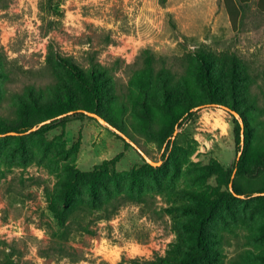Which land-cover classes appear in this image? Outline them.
<instances>
[{
	"label": "rangeland",
	"instance_id": "1",
	"mask_svg": "<svg viewBox=\"0 0 264 264\" xmlns=\"http://www.w3.org/2000/svg\"><path fill=\"white\" fill-rule=\"evenodd\" d=\"M56 1L50 14L42 0H0V130L36 125L0 132V264H178L187 253L201 255L188 264H264L256 0L234 26L222 0ZM197 53L207 56L215 103L193 76ZM76 73L105 97L92 102ZM173 83L170 113L163 91ZM187 101L194 114L170 133ZM223 106L247 125L241 151ZM77 112L85 116L59 120ZM239 153L243 171L230 175ZM231 179L254 197L230 198Z\"/></svg>",
	"mask_w": 264,
	"mask_h": 264
},
{
	"label": "trees",
	"instance_id": "2",
	"mask_svg": "<svg viewBox=\"0 0 264 264\" xmlns=\"http://www.w3.org/2000/svg\"><path fill=\"white\" fill-rule=\"evenodd\" d=\"M159 3L161 5H164L166 3V0H158ZM226 9L227 14L229 15L230 21L232 23V25L234 26V19L237 16V10L239 11V13L248 6L250 0H222ZM59 3L56 0H42L41 4H40V11L44 12V13H57L58 12V8H59ZM256 8L259 11H263L264 12V0H256ZM196 59L197 62L199 64V66H197L196 71L193 73V76L195 78H197L201 83H203L204 85V89L207 91V98H208V102H212L215 103L217 102V97L215 95V92L212 91L214 85H213V79L211 77V73L208 71V61H207V56L204 53H197L196 54ZM72 67V69L74 68V66L70 65ZM75 73V72H74ZM75 77L77 78V80L82 84V86L85 88V90H88V93L91 96V100L92 102H97L100 101L102 98H104V93H102V90L100 91V87L97 86V81L95 80V78H87L84 75H81L80 73H76ZM178 83H173L172 84V88L173 89H164V98H165V105L167 107V109L169 110V112L171 113V110L173 109V105H174V99L173 97V91L175 90V88L177 87ZM187 95L189 96V94H191L190 90L188 89V86H185L184 91L181 92V95ZM179 95V94H178ZM171 98V99H170ZM193 108V106L191 104H189V102L187 101V107L186 110L184 111V113L180 116L179 119H177V117H175V121L173 126L171 127L170 133L175 132L174 130L179 128L182 123L187 120L189 117H191L194 113L191 111V109ZM93 111H95V109H93ZM237 112V111H236ZM238 113V112H237ZM76 117V116H85V114H83L82 112H77L74 113V115L72 116H66L64 118H61L59 120L61 121H66L68 118L71 117ZM233 117V121L236 124V132H237V146L240 147V142H241V136L245 133L243 130V127L241 128L240 124L238 123L237 119L232 115ZM244 129L246 131L247 129V125L244 123ZM36 125L33 124H29L26 126H20L19 128H13V127H4L3 129L0 130V132L3 133H17V134H24L26 132H28L32 127H35ZM48 125H44L42 127H40V130H42L43 128L47 127ZM245 161V154H242L239 159L237 161H235V165H234V170L235 172L239 175L242 173L243 171V164ZM151 166V165H150ZM153 168V166H151ZM159 169L158 167H154ZM230 175L232 173H234V171L232 172V170L229 172ZM230 175L228 177V179H230ZM229 185H231L233 187V194L229 193V197L230 198H235L234 195H242L245 196L246 198H253L254 194L252 192H242L239 191L236 186H235V182H232L231 180H228ZM93 189V188H92ZM66 200L69 199L68 195L65 197ZM201 228V227H200ZM65 236V235H64ZM60 238L64 239L63 236H61ZM61 240V239H59ZM198 241H200V239L198 238ZM57 244L60 245L59 242H57ZM202 246V245H201ZM62 247V246H61ZM203 248V247H202ZM70 251V248L68 250L66 249H62V251L59 253V257L60 258H66L68 256H71L72 253L67 252ZM201 253V252H200ZM202 254V253H201ZM188 256H190L192 258V260H199L200 259V254L199 253H187V256L182 259L181 261L178 262V264H188ZM4 264H17L15 262H11L9 260H5L3 261ZM2 263V264H3ZM158 263L160 264H170L169 261L167 260V258H162L159 259ZM118 264H157L155 262H151V261H142V260H138V259H132L129 261H121Z\"/></svg>",
	"mask_w": 264,
	"mask_h": 264
},
{
	"label": "water",
	"instance_id": "3",
	"mask_svg": "<svg viewBox=\"0 0 264 264\" xmlns=\"http://www.w3.org/2000/svg\"><path fill=\"white\" fill-rule=\"evenodd\" d=\"M223 108L224 109H226L227 111H229L235 118H239V115H238V113L236 112V111H234V110H231V109H229L228 107H225V106H223ZM84 113L86 114V115H88V116H90V117H92V118H94V119H97L100 123H102V124H104V125H106V126H108L109 128H111L114 132H116L117 134H119L125 141H127V142H129V139L123 134V133H121V132H119L116 128H114V127H112L111 125H109V123L107 122V121H105L104 119H102L101 117H99L97 114H95V113H91V112H86V111H84ZM240 126H241V128L243 127V125H242V122H240ZM35 128H33V129H31V130H34ZM9 135H16L17 133H14V132H11V133H8ZM133 147H135V149H137V151L143 156V157H145V155H144V153L143 152H141L132 142H129ZM242 143H243V136H241V142H240V144H241V148H240V151L242 150ZM239 157H240V153L238 154V157H237V160L239 159ZM145 159H146V161L148 162V164H150L151 166H153V167H158L160 164H161V161H159V162H153V161H151V160H148L146 157H145ZM234 173H235V170H234ZM233 173V174H234ZM230 187H231V185H230ZM262 194H264V193H262Z\"/></svg>",
	"mask_w": 264,
	"mask_h": 264
}]
</instances>
